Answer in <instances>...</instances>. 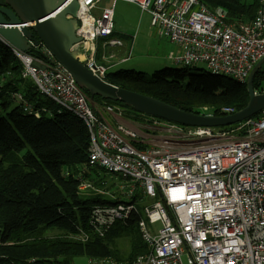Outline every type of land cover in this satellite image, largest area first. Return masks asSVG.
<instances>
[{
  "label": "built area",
  "instance_id": "2783aa9c",
  "mask_svg": "<svg viewBox=\"0 0 264 264\" xmlns=\"http://www.w3.org/2000/svg\"><path fill=\"white\" fill-rule=\"evenodd\" d=\"M101 1L76 0L79 41L70 48L101 79L109 68L95 60L97 39L107 38L102 44L107 61L121 46L112 36L117 1L133 3L149 15L150 26L168 42L166 58L181 68L203 63L207 72L246 85L263 59L258 71L264 75V0H258L253 18L239 23L227 20L223 6L209 9L199 0H108L111 5L99 7ZM11 50L21 77L84 123L89 165L111 177L117 193L109 198L122 201L93 208V232L102 235L117 220L138 213L137 230L147 251L123 264H264V110L221 131L153 117L146 118L151 125L133 127L120 123L121 107L94 106L43 48L41 59ZM253 91L264 94L262 86ZM24 111L33 112L28 105ZM220 112L235 111L223 107ZM149 129L158 132L151 136Z\"/></svg>",
  "mask_w": 264,
  "mask_h": 264
},
{
  "label": "trees",
  "instance_id": "16d2710c",
  "mask_svg": "<svg viewBox=\"0 0 264 264\" xmlns=\"http://www.w3.org/2000/svg\"><path fill=\"white\" fill-rule=\"evenodd\" d=\"M199 1L209 9L223 6L231 23L250 20L258 7V0ZM28 54L42 58L34 49ZM17 62L11 48L0 40V264H71L80 256L132 262L147 251L137 230L138 213L117 220L102 235L93 232V208L122 201L96 191L107 182L104 174H98L99 168L89 165L84 123L22 78ZM105 80L187 112L221 115L223 107L236 112L248 101L245 85L195 68H162L152 74L117 69L108 71ZM263 80L260 70L253 88H264ZM92 104L119 106L129 119L152 118L98 96ZM24 105L33 112L24 111ZM82 183L90 187L82 190ZM54 230L56 235H46ZM121 235L130 237L125 257L114 244Z\"/></svg>",
  "mask_w": 264,
  "mask_h": 264
},
{
  "label": "water",
  "instance_id": "95a60500",
  "mask_svg": "<svg viewBox=\"0 0 264 264\" xmlns=\"http://www.w3.org/2000/svg\"><path fill=\"white\" fill-rule=\"evenodd\" d=\"M76 0H0V40L11 49L28 53L32 45L36 52L46 50L76 84L94 96L119 102L137 113L166 122L189 127L231 126L264 110V94H255L253 78L263 59L255 64L247 81L246 105L229 115L187 112L156 98L117 87L92 74L70 51L79 41L75 35ZM32 42V44H31Z\"/></svg>",
  "mask_w": 264,
  "mask_h": 264
},
{
  "label": "rangeland",
  "instance_id": "374dc122",
  "mask_svg": "<svg viewBox=\"0 0 264 264\" xmlns=\"http://www.w3.org/2000/svg\"><path fill=\"white\" fill-rule=\"evenodd\" d=\"M246 3H251L253 0H243ZM111 5V1L108 0H102L98 6H109ZM116 6V3L114 5V8ZM140 9L134 10L133 8L129 9L127 12H124L121 8L116 9L115 11V31L118 30L119 27H124L125 30H128L126 34L129 36V39L133 38L132 41V53H131V59L123 64H120L116 66L117 69H132L135 71H141L146 74H152L154 71L160 70L162 68H181L180 64H177L173 62L172 60H169L166 58L165 48L166 46V40L161 38L155 30L150 26L149 24V15L146 12L141 13L139 11ZM129 13V14H128ZM124 14V15H123ZM129 15V18H128ZM124 16L125 18H123ZM132 16H134L135 21L134 24L132 23ZM117 36L122 37L124 41L126 42V37L121 34H117ZM166 41V42H165ZM125 56L123 54L120 55V57ZM115 68V67H114ZM195 69L199 70H206V66L203 63L198 64L195 66ZM262 85H264V80L261 82ZM134 119V120H133ZM123 120H126L129 125L136 127L137 125L142 124H149L151 125L152 122L150 120H146L145 117H141L138 119L132 118L129 119L126 115H124ZM215 131H221L222 129L214 128ZM226 129H229L226 128ZM149 135L155 136L158 132L154 129L147 130ZM230 131V130H228ZM160 133V131H159ZM102 173V172H100ZM105 183L104 188L109 187L108 189H101L102 194H108L109 196L111 193L116 194L115 186L110 187L111 178L109 179L107 176H105ZM158 223L154 224V227H157ZM57 231H50L46 235L47 236H53L56 235ZM130 237H125L124 235H121L120 237L116 238L114 240L115 248L117 249L118 253L122 255L123 257L126 256V254L129 252L130 249ZM183 261H185L186 257L183 256ZM116 264L118 262H115ZM71 264H89L88 259L86 257H75L72 259Z\"/></svg>",
  "mask_w": 264,
  "mask_h": 264
},
{
  "label": "crops",
  "instance_id": "0c3cea01",
  "mask_svg": "<svg viewBox=\"0 0 264 264\" xmlns=\"http://www.w3.org/2000/svg\"><path fill=\"white\" fill-rule=\"evenodd\" d=\"M118 8H121L122 10H124V12H127L129 9L133 8L134 10H138L139 8L137 7V5L133 4V3H128V2H125V1H117L116 2V6L114 8V16H113V24H114V28H113V33H112V36L113 37H116L118 39H120L121 41V46L116 49V48H113V51L111 52L114 56L109 58V60L107 61V54H103V49H102V44L104 43L105 39L107 38H99L97 39L96 41V53H95V60L99 63H102V64H105L109 69L108 71H114V70H117L116 66L120 65V64H123V63H126L128 62L132 57H131V53H132V41L134 40L133 38H131V40L129 39V36L126 34V32H128V30H125L124 27H119L117 31H115V22H114V19H115V11L116 9ZM141 11V10H139ZM94 13L95 14H98V10H94ZM141 13H143L141 11ZM129 14V13H128ZM124 15V14H123ZM123 18H125L124 16H122ZM128 18H129V15H128ZM132 20V23L131 25L134 24V21H135V18L134 16H132L131 18ZM149 24H150V18H149ZM154 29V28H153ZM155 30V29H154ZM156 32V30H155ZM117 34H121L122 36L124 35L126 37V42L124 41V39L122 37H119L116 35ZM157 33V32H156ZM158 35V33H157ZM164 39V38H163ZM166 40V39H164ZM167 41V40H166ZM165 41V42H166ZM166 48H165V53L167 51V48H168V42H166ZM123 54L125 56H122L120 57V55ZM124 58H127L126 61H121L123 60ZM115 67V68H114ZM120 123H123V124H126V125H129V123L126 121V120H120ZM131 126V125H129ZM108 177V176H107ZM109 179L111 177H108ZM112 181V179H111ZM112 183V182H111ZM111 183L109 184L110 186ZM138 209L140 211V208L138 206ZM139 234V232H138ZM140 236V234H139ZM141 238V236H140ZM142 239V238H141ZM143 241V240H142ZM88 259V258H87ZM92 260H100V259H88V263H90ZM102 260H110L111 262L112 261V258H104ZM116 264V263H115ZM117 264H123V263H117Z\"/></svg>",
  "mask_w": 264,
  "mask_h": 264
}]
</instances>
